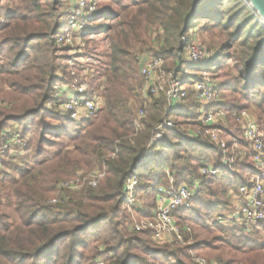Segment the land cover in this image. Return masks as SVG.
Returning a JSON list of instances; mask_svg holds the SVG:
<instances>
[{
	"label": "trees",
	"instance_id": "16d2710c",
	"mask_svg": "<svg viewBox=\"0 0 264 264\" xmlns=\"http://www.w3.org/2000/svg\"><path fill=\"white\" fill-rule=\"evenodd\" d=\"M46 1L43 6L42 0H22L0 23V41L6 46L3 52L7 57L0 67V76L5 75L6 83L13 89L7 93L10 97L2 98L0 102L2 168H11L6 157L13 150L23 149L36 159L43 155V150L34 149L28 136L32 125L24 124L22 132L17 130L13 133L12 124L20 125L35 114L46 111L47 103H53L55 110L61 108L63 100L55 98L56 85L59 82L71 83V78L67 79L71 75L69 67L62 66L69 61L70 48L57 44V36L65 26L60 22L67 16L58 11L65 2ZM119 6L123 13L111 12L108 8L96 13L100 19L108 17L118 21L111 26L100 25L103 32L113 33L109 36L113 51L110 67L96 78L101 84L96 89L90 88V97L95 96L97 90L101 91L105 108L82 124L90 123L101 114V127L85 136L76 131L69 142L74 150H69L66 145L33 168L16 169V176L0 170L2 180L12 177L8 187L0 188V264H148L150 261L156 264L158 260L165 259H174L176 264H192L189 248L170 250L152 240L151 231H134L129 227V218L123 207L127 199L124 189L131 176L138 173L139 188L147 192L153 202H156L158 189L163 186L167 170L182 180L187 177L200 181V170L208 165L215 166L219 174L237 168L245 173L234 186L238 192L250 181L249 171L255 169L253 156L236 119L243 111L249 110L247 106L227 102L213 106L228 113L231 126L241 136L238 139L230 129L226 130L224 137L229 141L228 150H223L209 140L189 135L190 129L204 128L198 114L201 104L189 86L181 111L171 113L174 127L166 130L161 143L149 148L156 129L167 118V99L164 94L153 99L141 120L142 130L137 134L134 106L139 98L135 84L140 82L138 53L144 51L143 47L148 44L150 27L163 22L169 47L162 49L159 56L170 61L166 71L179 76L185 74L181 71V64L184 49L189 44L188 35L197 21L204 20L230 31L231 42L235 45H223L218 51L219 57L243 62L242 83L232 86L233 93L240 92L248 97L252 92L262 91L264 24L258 14L247 0H140L134 1L132 7L136 8L135 12L131 6ZM164 10L171 12V20L164 22L161 19ZM131 11L134 14L131 15ZM91 31L88 26L84 34L89 35ZM184 37L187 41H183ZM175 41L178 43L176 48ZM237 46L240 50L233 51ZM141 48L143 50L139 51ZM212 58L210 54L207 60L213 61L217 57ZM215 63L213 67L219 66L217 60ZM200 67L197 70L199 76L192 77L191 85L214 69ZM222 88L217 87L219 94L224 91ZM23 101H28L29 105L19 111L26 112V116L18 118L15 113L11 114L16 112V108L12 109L10 105ZM257 108L264 122V97ZM50 115L60 117L68 125H76L59 112ZM18 141L27 144L22 146ZM235 144H242L248 152L244 161L247 164L223 162L226 151L232 157L230 150ZM202 150L209 153L199 156ZM195 151L196 156L193 154ZM96 166L105 173L98 187L85 184L78 192L58 188L62 181L75 178L83 171L90 172ZM53 200L58 202L54 204ZM6 208H12V212ZM150 215L152 217L154 211ZM185 215V208L175 213L180 227L189 219ZM230 223L238 224L236 220H230ZM242 227L244 231L235 236V243H227L226 250L217 255L216 264H264V241L250 238L258 232L248 235L247 228ZM257 229L264 232V223L251 230ZM200 247L201 243L196 249L200 250Z\"/></svg>",
	"mask_w": 264,
	"mask_h": 264
},
{
	"label": "rangeland",
	"instance_id": "374dc122",
	"mask_svg": "<svg viewBox=\"0 0 264 264\" xmlns=\"http://www.w3.org/2000/svg\"><path fill=\"white\" fill-rule=\"evenodd\" d=\"M65 4L62 5V8L59 9V14H62V16H65L63 14H67L66 17H64L60 24H65L68 20V16L70 11L72 10V0H63ZM97 5V10H102L103 8H108L112 10L111 12H122L121 8H119V4L124 6H133L134 1H140V0H92ZM22 3V0H0V23H3L5 21L6 15H8L9 12H12L14 8ZM47 1L42 0V5H46ZM3 10V12L1 11ZM132 11H136L135 7H132ZM131 11V15L134 14V12ZM101 16H93L90 20V23L88 26L91 27L92 31L91 34L87 35L84 34H78L82 37V41L80 45H76L73 49H70L68 52V58L69 61L66 63H63V68L65 66H68V71L70 72V77L68 76L67 79L69 80L71 78V83H58L56 85V88L59 86H65L67 84H72L78 80L79 82L86 81L89 82L90 88L96 89L99 87L101 82L99 80H96L97 77H99L100 74L104 73V70L110 67L111 63V55H112V43L109 36H111L110 32H103L102 24L106 25H114L118 21L113 19H108V17L100 19ZM172 14L169 10H164L163 15V21L171 20ZM261 19V18H260ZM261 22L264 24V22L261 20ZM163 22L159 21L158 23H155L152 27H150L148 37L149 41L147 46L143 47L145 48L144 51L143 48L139 49L138 58L140 59L142 56H154V58H160L163 61L162 66V72L166 75V81L164 83L168 84V81L170 80V75L174 76L175 74L173 72H167L165 67L169 68L170 61H166L165 57H160L159 54L165 47H169L166 44L167 35L165 33L164 26L162 25ZM195 28H193L189 33V46H197L202 47L205 52V59L200 63H194V64H186V60H182L181 66H183V69L181 71L185 72V74H181L177 77L180 79H185L186 84L189 86H192L195 94V87L194 84L191 85L190 81L193 76H199L197 73L198 69L201 68L200 65L208 66L207 68H212L216 63L217 65L213 67V71H210L209 73H205L207 80L212 83L216 88H222V85L225 86L220 93L219 96V102L220 104L223 102L227 103H233L236 105H244L249 108V110H246L248 113L253 114L256 117V121L259 124L262 133H264V122L261 121L259 112H258V104L260 103L261 99L264 97V89L262 91H255L248 95V97H244L240 92L233 93L232 86H236L235 84H241V75L243 72L242 64L243 62L240 59H225L222 60V58L219 57L218 51L222 49V46L225 44H232L234 46L235 44L231 41L230 31L224 30L221 25H213L210 23H207V21L199 20L197 21L196 25H194ZM65 26L62 28L65 29ZM87 29V28H86ZM85 29V30H86ZM63 32V31H61ZM60 32V33H61ZM93 32V33H92ZM233 32V30L231 31ZM183 41H187V38L184 37ZM174 47H178V43L174 42ZM140 48V47H139ZM186 48V47H185ZM6 46L1 44L0 41V67L3 66L7 60L6 54H4L3 50L5 51ZM240 50V47H235L233 51ZM213 56L215 58L213 61L207 60L208 57ZM212 58V59H213ZM207 60V62L205 61ZM222 60V63H220ZM139 62V61H138ZM199 65V66H197ZM85 68V69H83ZM86 72V73H85ZM138 76L140 77V82L135 84L137 89V96L139 98L138 104L134 106L136 109V133L139 134L142 130V122L139 119V113L140 110L145 108L146 104H144V87H143V78L140 75V66L138 64ZM184 75V77H183ZM62 77V74H61ZM191 77V78H190ZM204 77V75H203ZM63 78V77H62ZM73 79V80H72ZM235 80V81H234ZM201 81V80H200ZM198 81V82H200ZM196 82V83H198ZM165 88L166 86L163 85ZM55 88V98H57V90ZM13 89L6 83L5 81V75L0 76V102L1 99H8L10 96H8L7 93L12 92ZM67 93V90L65 91ZM3 94H5L3 96ZM189 94V90H188ZM3 96V97H2ZM96 96H99L102 98V104H101V110L105 108V99L104 96H102L101 91H96ZM64 100V98H61ZM198 100V99H197ZM199 101V100H198ZM136 102V101H135ZM134 102V104H135ZM133 104V105H134ZM185 104V101H182L178 104V108L173 111V113H176L178 111H181V108ZM4 106L7 105L3 104ZM28 101H23L14 103L11 106L12 109L16 108V112H11V114L15 113L16 116H19L18 118H22L26 116V112L19 111L23 109L24 106H28ZM151 104L147 106V109L149 108ZM14 106V107H13ZM62 106V105H61ZM213 106H216V104L212 105L210 109H214ZM47 110L35 114L32 118L26 119L23 122L19 124H12V131L13 133L20 131L24 129V124L32 125L31 131L29 132V138L31 141H33V147L37 151L43 150V155L40 158H34L31 153H28L26 151H23V149L20 150H13L11 153H7L9 155L6 157V160L10 161V164L12 165L11 168H2L0 167L1 172L4 171L5 173L11 174V176H16L17 171L16 169L22 168V167H29L33 168L38 164L39 161L44 160L45 158H51L54 153H56L58 150L62 149L64 146L67 145L69 150H74V146L72 144H69L71 140V136L75 134L76 131L82 132L81 134L85 136L89 131L95 132L97 129H99L102 125V119L101 117L103 115H98L93 121H91L88 124H76V125H68L60 117H54V113H61L62 109L59 108L55 110L53 103H47L46 105ZM146 109V110H147ZM100 110V111H101ZM200 110H198V114L200 115ZM215 110V109H214ZM245 112V111H243ZM172 113V114H173ZM171 114V118H172ZM63 115V114H62ZM64 116V115H63ZM145 118V117H144ZM237 123L239 125L240 130L242 131L243 137H244V131H243V125L240 120V118H236ZM221 128V137L222 139L228 144V139L225 138V131L230 129L233 133H235V136L240 139L239 132L236 128L232 127L230 124L229 117H227L226 121L220 124ZM199 129H190V132L200 130ZM189 132V133H190ZM166 130L163 131V138L165 136ZM137 136V135H136ZM192 138V137H191ZM206 139V138H203ZM227 139V140H226ZM40 142L38 145V142ZM161 143V140L156 142L151 148L156 147L157 144ZM14 144V143H12ZM27 144V142H25ZM25 144H23L25 146ZM69 144V145H68ZM213 144V143H212ZM38 146V147H35ZM228 150V149H227ZM34 151V150H33ZM231 156L228 151L225 153V157L223 159V162L228 164L231 163V165L236 164L239 162V165L245 163V158L247 157V151L244 149L242 144H237V148L232 147L230 150ZM23 152V153H22ZM228 152V153H227ZM196 151L193 152L194 156H196ZM209 151L202 150L198 154L201 156L202 154H208ZM192 154V153H191ZM190 154V155H191ZM192 154V155H193ZM193 156V158H194ZM253 156V155H252ZM194 161V159H192ZM192 161V162H193ZM212 160L210 161V163ZM252 169L253 171H249L250 177L249 180L253 176L256 177L257 180H261L264 183V177H260V172L256 169ZM202 170V169H201ZM200 170V177L202 178L199 180H191L187 177L184 178V180L180 179V177L177 174H173L169 170H167L166 176L163 179V188H165L167 191L176 189L181 184H187L189 185V188L193 191V199L190 202V204L185 207L186 210V223L181 224V229L183 230V239L179 242L174 243H161L160 246H166L170 250H177V249H184L189 248L190 249V260L192 264H198V260L202 259L205 260L207 264H214L216 263L215 259L218 254L221 252H224L227 248V243H235V236L240 235L244 228L242 226H238L239 224H231L230 220H235L234 216L240 210V199H239V192L234 189V186H236L237 183H239V179L242 177L243 173L240 169L237 170V168L234 169V171H228V172H222L218 170L217 175H202V171ZM96 172L101 173V177L98 178L96 186L93 185V180L97 178L95 176ZM137 178H138V173ZM245 176V175H244ZM11 177V178H12ZM105 177L104 171L100 168V166H96L94 170L90 172H80L77 174L75 178H69L67 180L62 181L59 185V189H63L66 191H73L78 192L85 184H90L92 187L96 188L98 187L100 180ZM215 177H218L217 180H214ZM11 178H8L6 180H2L0 178V188L1 187H8L9 182H11ZM74 181L77 185L73 189H64L61 187L62 184L67 182ZM237 181V182H236ZM138 182L140 184L139 178ZM139 184L136 187V190L134 191V195L130 193V195H127V192L125 190V193L127 195V199L129 197H133L134 200H136L135 204L129 203L126 199L125 205H124V211L125 215L128 216L129 221V227L131 226L134 231H149L146 229H137V227H141L143 222H148L154 219L155 211H156V202H153V198H151L147 192H142V189L139 188ZM200 185V186H199ZM195 189V191H194ZM197 189V191H196ZM141 191V192H140ZM195 192V193H194ZM3 194V193H2ZM212 194V195H211ZM5 201V199H4ZM3 201V202H4ZM58 201L53 200L52 203L56 204ZM219 202V203H217ZM133 204V205H132ZM155 204V205H154ZM8 212H12V208H6ZM152 211H154V215L152 214ZM147 214V216H145ZM150 215V216H149ZM15 222V220H12ZM183 227L185 229H183ZM244 231V230H243ZM247 231V232H246ZM246 233L248 235L252 234L254 231H257L258 234L254 236H250L252 239L261 240L264 241V232L263 229H257V230H251L246 229ZM247 236V235H246ZM152 240H154L152 238ZM200 250L196 249L197 244L200 245ZM158 244V243H157ZM195 248V249H194ZM176 260L174 259H165V260H158L156 264H176ZM187 263V261H183ZM148 264H155L153 262H149ZM188 264V263H187Z\"/></svg>",
	"mask_w": 264,
	"mask_h": 264
},
{
	"label": "built area",
	"instance_id": "2783aa9c",
	"mask_svg": "<svg viewBox=\"0 0 264 264\" xmlns=\"http://www.w3.org/2000/svg\"><path fill=\"white\" fill-rule=\"evenodd\" d=\"M96 5L92 0H72V10L65 23L66 27L57 36L58 45L73 49L76 45L81 44L82 37L77 35V33H83L88 27L90 20H93L92 17L97 13ZM183 56L186 64H198L206 58L204 49L195 45H187L184 49ZM139 66L140 75L144 80V104H146L145 108L140 110L139 119L142 120L146 116L147 106L153 102L154 98H158L161 94H164L167 99V118L156 129L154 137L149 144V148H151L156 142L163 140L164 130L174 127L170 114L178 108L180 102L186 100L189 87L185 79L178 78L176 74L174 76L170 75L168 84L164 83L167 79L166 75L162 72L163 61L160 58L142 56L139 59ZM181 68L183 69V66ZM163 85L166 87L164 88ZM194 87L196 97L201 104L200 121L204 128L192 131L189 135L192 138H206V140H209L215 146L227 150L228 145L221 137L220 124L225 122L227 117H229L228 113L224 109H210L212 105L220 104V94L217 88L207 80L206 75L200 82L195 83ZM56 90L57 98H64L61 106L62 114L78 125L93 119L101 110L102 98L96 95L90 97L89 82H79L76 80L72 84L59 86ZM66 90L67 93H65ZM239 118L243 125L244 138L253 155V163L260 172V177H264V133H262L256 117L253 114L245 111L240 114ZM22 146L24 145L22 144ZM234 148H237V144L234 145ZM201 171L204 176L218 174V169L213 165H208ZM95 176L97 178L92 182L96 186V180L101 177V173L96 172ZM138 184L137 174L135 173L125 186L127 195H130V193L134 195ZM76 185L72 181L62 184L61 187L64 189H73ZM238 194L241 201L239 206L240 210L234 216L236 222L247 229H252L264 223V183L253 176L248 184L240 189ZM192 199L193 191L187 184H181L176 189L170 191L160 187L157 192L154 219L143 222L141 227H137V229L143 228L151 231L153 239L160 243L182 241L183 230L177 223L175 213L179 209L187 207ZM127 200L130 204L136 203V200L132 196ZM197 262L198 264H207L202 259H199Z\"/></svg>",
	"mask_w": 264,
	"mask_h": 264
},
{
	"label": "water",
	"instance_id": "95a60500",
	"mask_svg": "<svg viewBox=\"0 0 264 264\" xmlns=\"http://www.w3.org/2000/svg\"><path fill=\"white\" fill-rule=\"evenodd\" d=\"M259 18L264 22V0H247Z\"/></svg>",
	"mask_w": 264,
	"mask_h": 264
}]
</instances>
